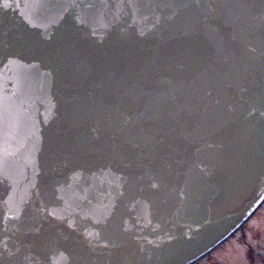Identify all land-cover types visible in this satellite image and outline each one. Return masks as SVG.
Here are the masks:
<instances>
[{"label": "water", "instance_id": "obj_1", "mask_svg": "<svg viewBox=\"0 0 264 264\" xmlns=\"http://www.w3.org/2000/svg\"><path fill=\"white\" fill-rule=\"evenodd\" d=\"M264 201V0H0V264H191Z\"/></svg>", "mask_w": 264, "mask_h": 264}, {"label": "rangeland", "instance_id": "obj_2", "mask_svg": "<svg viewBox=\"0 0 264 264\" xmlns=\"http://www.w3.org/2000/svg\"><path fill=\"white\" fill-rule=\"evenodd\" d=\"M191 264H264V201L241 229Z\"/></svg>", "mask_w": 264, "mask_h": 264}, {"label": "trees", "instance_id": "obj_3", "mask_svg": "<svg viewBox=\"0 0 264 264\" xmlns=\"http://www.w3.org/2000/svg\"><path fill=\"white\" fill-rule=\"evenodd\" d=\"M243 225H244V224H243ZM243 225H242V226H243ZM242 226H241V227H242ZM240 229H241V228H240ZM251 258L253 259L252 255H251ZM252 261H253V260H252Z\"/></svg>", "mask_w": 264, "mask_h": 264}]
</instances>
